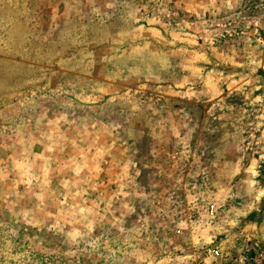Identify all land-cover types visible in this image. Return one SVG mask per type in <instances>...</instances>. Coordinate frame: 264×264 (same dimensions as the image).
Wrapping results in <instances>:
<instances>
[{"label": "rangeland", "instance_id": "374dc122", "mask_svg": "<svg viewBox=\"0 0 264 264\" xmlns=\"http://www.w3.org/2000/svg\"><path fill=\"white\" fill-rule=\"evenodd\" d=\"M205 247L264 264V0H0V264Z\"/></svg>", "mask_w": 264, "mask_h": 264}, {"label": "built area", "instance_id": "2783aa9c", "mask_svg": "<svg viewBox=\"0 0 264 264\" xmlns=\"http://www.w3.org/2000/svg\"><path fill=\"white\" fill-rule=\"evenodd\" d=\"M214 213L213 206L209 207V214ZM239 262H242L240 260ZM185 264H236L229 261L228 255L218 247L197 248L191 252Z\"/></svg>", "mask_w": 264, "mask_h": 264}]
</instances>
